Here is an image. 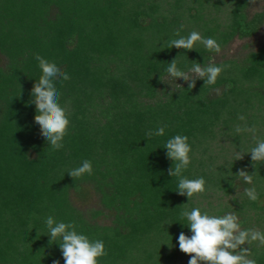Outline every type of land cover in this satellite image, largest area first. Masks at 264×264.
Here are the masks:
<instances>
[{
	"label": "trees",
	"instance_id": "obj_1",
	"mask_svg": "<svg viewBox=\"0 0 264 264\" xmlns=\"http://www.w3.org/2000/svg\"><path fill=\"white\" fill-rule=\"evenodd\" d=\"M251 1L0 0V264H64L60 239L49 242V215L102 240L108 255L99 264H188L177 242L181 231L191 235L185 207L234 213L242 229L264 233V163L236 154L264 140V45L222 60L199 43L170 48L177 30L211 37L222 50L256 36L264 10L250 15ZM36 54L71 77L56 83L70 127L55 152L29 103L42 74ZM173 59L185 72L210 59L231 67L214 85L198 79L188 89L167 73ZM237 126H255V139ZM160 127L163 136H146ZM175 135L192 149L183 175L206 181L205 194L189 201L167 172L173 161L163 146ZM86 159L93 174L72 179L67 172ZM238 170L256 171L253 184ZM253 186L257 201L244 192ZM92 197L96 207L87 206ZM242 247L264 264L258 241Z\"/></svg>",
	"mask_w": 264,
	"mask_h": 264
},
{
	"label": "clouds",
	"instance_id": "obj_2",
	"mask_svg": "<svg viewBox=\"0 0 264 264\" xmlns=\"http://www.w3.org/2000/svg\"><path fill=\"white\" fill-rule=\"evenodd\" d=\"M174 35L179 38L170 41V48L191 51L199 43L210 53L219 54L222 51L221 45L215 39L204 38L197 31H192L184 37L177 30ZM34 58L38 61L42 74L38 82L32 86L33 99L29 103L35 105L36 114L33 120L39 126L40 135L48 142L52 152H55L64 147L63 140L68 135L70 127L68 111L59 103L60 93L56 83L68 81L71 77L55 62L39 54H36ZM229 67L231 66L227 64L217 65L210 59L207 66L193 61L191 69L185 72L177 67V61L173 59L168 63L166 71L171 78H174V81L180 78L187 82L188 89H193L198 79L203 80L204 85H214L221 73ZM176 85L182 87L180 84ZM238 119L244 120L245 118L239 116ZM236 131L251 132L255 139L257 129L255 126L243 129L237 126ZM164 133L165 128L160 127L155 132H147L146 136L151 138L154 135L163 136ZM163 148L166 149V157L173 161L167 172L169 177L178 178L177 194L186 196L188 201L193 197L203 196L206 192L205 179L203 177L189 179L183 175L191 164L192 149L188 143V137L175 135L167 140ZM236 154L237 160L242 159L244 154H250L252 162L262 164L264 163V140H257L256 146L249 152L239 151ZM67 174L72 179H79L84 175L91 176L93 174L92 162L87 159L83 160L81 166L69 170ZM236 175L242 177L245 183L253 184L256 171L249 174L246 170H238ZM244 192L252 201H257L259 198L254 186L244 189ZM181 218L187 219L186 226L191 232L189 236L181 231L177 241L179 250L190 256L188 264H256L255 259L249 258L251 256L249 248L242 246L258 241L259 245L264 247V233L255 229H242L234 213L217 216L207 212L202 213L199 207H194L190 211L185 207L181 212ZM45 224L48 229L47 235L50 237L49 242L55 243L58 238L60 239L58 246L64 264H99V259L108 255L104 242L90 240L86 235L78 233L75 222H57L53 216L49 215L45 219ZM52 264H60V261L54 259Z\"/></svg>",
	"mask_w": 264,
	"mask_h": 264
},
{
	"label": "rangeland",
	"instance_id": "obj_3",
	"mask_svg": "<svg viewBox=\"0 0 264 264\" xmlns=\"http://www.w3.org/2000/svg\"><path fill=\"white\" fill-rule=\"evenodd\" d=\"M264 10V0H252L251 4L248 8L249 14H253L256 12H262ZM247 45V48H245ZM259 45H264V24L262 25L259 33L249 39H239L235 38L232 42H230L221 53L216 55V60L222 59H230L235 57H240L243 53L248 51L249 49H255ZM96 200L94 197L87 202V206L96 207ZM76 205H79V201L75 200ZM86 206V207H87Z\"/></svg>",
	"mask_w": 264,
	"mask_h": 264
}]
</instances>
